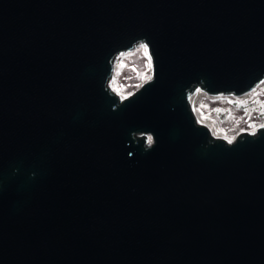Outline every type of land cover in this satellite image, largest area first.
<instances>
[{"label": "water", "instance_id": "1", "mask_svg": "<svg viewBox=\"0 0 264 264\" xmlns=\"http://www.w3.org/2000/svg\"><path fill=\"white\" fill-rule=\"evenodd\" d=\"M262 81L264 0H0V264H264V125L192 105Z\"/></svg>", "mask_w": 264, "mask_h": 264}, {"label": "rangeland", "instance_id": "2", "mask_svg": "<svg viewBox=\"0 0 264 264\" xmlns=\"http://www.w3.org/2000/svg\"><path fill=\"white\" fill-rule=\"evenodd\" d=\"M144 43H139L133 50L120 54L116 59V70L111 79L112 88L117 91L122 97H127L135 92L152 74V58L147 46ZM211 98H229L240 99L246 104L255 102V106H260L261 113L264 107V81L257 85L251 92L236 97L234 95L210 96L203 90H199L192 96V105L197 109V118L200 123L206 124L212 130V134L216 137H224L228 141H234L245 132L255 133L258 128L264 125L263 118H249L252 108L243 113L241 110L227 106L223 101L211 102ZM261 101V103L259 102ZM230 109L229 121L221 122L217 119L215 109ZM256 114V112H255ZM251 120V121H250Z\"/></svg>", "mask_w": 264, "mask_h": 264}, {"label": "trees", "instance_id": "3", "mask_svg": "<svg viewBox=\"0 0 264 264\" xmlns=\"http://www.w3.org/2000/svg\"><path fill=\"white\" fill-rule=\"evenodd\" d=\"M144 83V82H143ZM141 83V84H143ZM210 101L213 103V102H217V101H223L225 102V104L227 106H230L231 108H236V109H239L241 110L243 113L247 114V112H250L249 110L252 108V112H251V115L249 116V118H254V117H257L258 119L259 118H263L264 117V107H262V103L261 101L259 103H261V107L263 108L262 112L259 113L257 112V110L259 111V108L260 106H255V102L252 104H246L244 101L240 100V99H229V98H211ZM264 106V105H263ZM251 107V108H250ZM256 112V114H255ZM215 113L217 115V119L221 122H226V121H229V118H230V113H231V110L230 109H222V108H218L215 109ZM253 120V119H251ZM250 120V121H251Z\"/></svg>", "mask_w": 264, "mask_h": 264}, {"label": "snow or ice", "instance_id": "4", "mask_svg": "<svg viewBox=\"0 0 264 264\" xmlns=\"http://www.w3.org/2000/svg\"><path fill=\"white\" fill-rule=\"evenodd\" d=\"M144 46L146 47V45H144ZM148 140H149V142H151L152 138L151 137H148Z\"/></svg>", "mask_w": 264, "mask_h": 264}, {"label": "built area", "instance_id": "5", "mask_svg": "<svg viewBox=\"0 0 264 264\" xmlns=\"http://www.w3.org/2000/svg\"><path fill=\"white\" fill-rule=\"evenodd\" d=\"M194 108V111H195V113L197 112V109H196V107H193ZM196 115H197V113H196Z\"/></svg>", "mask_w": 264, "mask_h": 264}, {"label": "bare ground", "instance_id": "6", "mask_svg": "<svg viewBox=\"0 0 264 264\" xmlns=\"http://www.w3.org/2000/svg\"><path fill=\"white\" fill-rule=\"evenodd\" d=\"M117 63V62H116ZM116 63H115V70H116ZM119 94V93H118Z\"/></svg>", "mask_w": 264, "mask_h": 264}]
</instances>
